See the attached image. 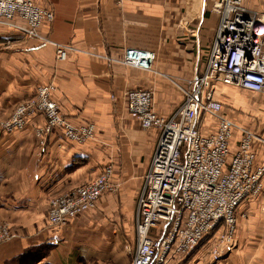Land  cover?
Wrapping results in <instances>:
<instances>
[{
	"label": "crops",
	"instance_id": "0c3cea01",
	"mask_svg": "<svg viewBox=\"0 0 264 264\" xmlns=\"http://www.w3.org/2000/svg\"><path fill=\"white\" fill-rule=\"evenodd\" d=\"M37 1L55 13L54 22L42 27L43 34L77 50L57 60L54 45L0 25V122L38 86L53 81L58 87L53 97L63 113L77 125L94 122L96 136L76 143L56 130L41 146L35 131L45 122L42 114L30 117L13 134L0 129V220L14 230L13 237L0 244V264L45 244L52 246L46 258L53 264H74L85 255H102L106 261L120 241L121 222L113 223L110 239L104 236L105 225L93 231L99 236H90L93 223L83 220L88 212L55 228L48 221L49 200L88 183L111 164L115 180L122 183L120 199L135 204L136 213L160 130L143 128L128 112L125 95L131 89H150L156 110L171 116L184 100L178 85L206 68L220 16L210 12L212 0ZM244 3L264 17V0ZM128 48L155 51L154 70L120 62ZM245 94L232 86L217 89L227 113L264 136V109H249ZM255 150L257 163L264 164V143H256ZM237 215L234 248L220 261H212L201 249L176 256L170 264H264V179L259 195L245 199Z\"/></svg>",
	"mask_w": 264,
	"mask_h": 264
},
{
	"label": "built area",
	"instance_id": "2783aa9c",
	"mask_svg": "<svg viewBox=\"0 0 264 264\" xmlns=\"http://www.w3.org/2000/svg\"><path fill=\"white\" fill-rule=\"evenodd\" d=\"M209 10L220 21L208 63L202 75L178 85L184 95L178 109L171 116L159 113L150 89H131L125 95L130 115L143 128L160 130L137 200V246L129 264H170L213 234L210 254L214 262L220 261L234 248L238 209L263 188L264 164L257 163L255 144L264 143V136L231 117L217 89L225 85L264 94V17L244 0H212ZM54 19V11L37 0H0V25L54 45L56 59L61 60L77 49L43 34L42 27ZM156 57L155 51L128 48L119 61L154 70ZM57 89L53 81L38 86L0 123L2 133L20 131L30 117L42 114L45 122L35 131L41 146L56 130L76 143L94 139L96 124L72 123L53 97ZM117 188L114 167L108 164L88 183L49 200V225L64 227L95 209L104 195ZM11 237L9 226L0 223V244Z\"/></svg>",
	"mask_w": 264,
	"mask_h": 264
},
{
	"label": "rangeland",
	"instance_id": "374dc122",
	"mask_svg": "<svg viewBox=\"0 0 264 264\" xmlns=\"http://www.w3.org/2000/svg\"><path fill=\"white\" fill-rule=\"evenodd\" d=\"M243 91L246 93L245 96H246V100L248 101L247 107H249V109H252V108L264 109V94L255 93V92L246 91V90H243ZM251 118H255V117L251 116ZM260 126H262V125L261 124L257 125L256 129ZM114 180H115V172H114ZM115 182L118 185L117 190L113 193H109V194L105 195L104 196L105 198L101 199V201L98 203V206L95 209L88 212L86 215V218H84L83 220L86 222L92 221L91 224L93 223L92 227H89V230H88L90 233V236H94V235L99 236L98 235L99 231L97 233L93 232V231H96V228L103 230V226L105 225L106 231H104L103 233H105L104 234L105 238H108V239L112 238V233L114 232L113 223L120 221L121 222V228L118 229L120 231V233H119L120 241L118 242V244H116V246H114V249L112 250V252L110 254H107V255H111V257L110 256L106 257L105 258L106 261H104L103 259H100L102 257V255H85L84 256L85 258L81 259L80 261L78 260L79 262L74 263V264H112L113 261L118 262V264L122 263V262H126L125 264H127L132 259L133 254L135 252V248L137 246L136 235H135L136 230H135V225H134L135 204H133V203L130 204L129 199L127 200L125 198L123 201L120 199V197H121L120 196V193H121L120 190L122 189L120 187H122L121 186L122 183L118 182L117 180H115ZM140 190H141V188H140ZM135 201H136V198H135ZM242 215L243 214L241 213L239 216H242ZM243 216H245V215H243ZM0 223L6 224L9 226L10 231L12 233V237H13V234H14L13 231L14 230H13L11 224L5 220H0ZM213 236H214V234L210 235L206 239H204L199 244V246L189 255H193L195 252H197L198 250H201V249H202V251L206 252V254H207V252L210 254L209 249H210L211 243L215 239V238L212 239ZM96 246L98 247V245H96ZM90 248L92 249V247H90ZM98 249H100V248H98ZM229 253H230V251L226 252L225 256L228 255ZM189 255H187V256H189ZM48 256H46V257H48ZM54 256L58 260L63 259L62 258L63 255H54ZM72 256L74 257V259L76 258V255H72ZM89 256L90 257L93 256V258H90ZM46 257L42 258L39 262L34 263V264H53L54 263V262L53 263L47 262L48 260ZM87 257H89V259ZM210 257H211V254H210ZM211 260H212V257H211ZM8 261L9 260H6L4 262V264H6ZM63 262H64V260H63ZM64 264H68V263H66V261H65ZM181 264H182V262H181Z\"/></svg>",
	"mask_w": 264,
	"mask_h": 264
},
{
	"label": "trees",
	"instance_id": "16d2710c",
	"mask_svg": "<svg viewBox=\"0 0 264 264\" xmlns=\"http://www.w3.org/2000/svg\"><path fill=\"white\" fill-rule=\"evenodd\" d=\"M51 245H41L30 248L23 254L9 260L6 264H34L39 262L42 258L48 256L51 250Z\"/></svg>",
	"mask_w": 264,
	"mask_h": 264
}]
</instances>
